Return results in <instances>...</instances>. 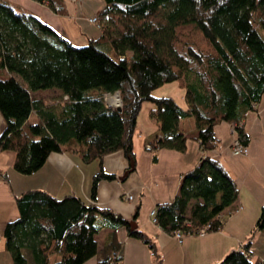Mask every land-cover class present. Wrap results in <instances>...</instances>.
I'll list each match as a JSON object with an SVG mask.
<instances>
[{"label": "trees", "instance_id": "obj_1", "mask_svg": "<svg viewBox=\"0 0 264 264\" xmlns=\"http://www.w3.org/2000/svg\"><path fill=\"white\" fill-rule=\"evenodd\" d=\"M41 1L57 12L66 9L64 0ZM105 1L97 16L102 33L78 45L36 13L0 0V111L6 121L0 148L16 152L15 170L32 174L53 151H70L87 162L98 158L91 187L96 200L102 179L121 176L104 168L106 155L122 150L126 170L136 169L134 135L145 100L156 104L150 114L161 131L145 146L154 160L163 147L186 150L180 121L187 116L195 119L203 151L220 144V121L234 124L248 145L243 121L264 95V37L255 26L264 28V0ZM173 80L186 89L188 108L153 93ZM42 89L60 93L51 101L36 95ZM117 90L122 106H108L103 93ZM238 195L226 165L204 154L183 176L174 199L156 205L155 221L170 234L218 230ZM15 200L19 214L0 233L14 264H84L93 256L96 264H123L120 227L148 245L154 264H164L155 238L129 224L137 220L140 203L127 217L76 194L57 197L42 188L26 189ZM106 230L100 244L98 235ZM260 231L264 203L245 243L210 264H264L253 258Z\"/></svg>", "mask_w": 264, "mask_h": 264}, {"label": "crops", "instance_id": "obj_2", "mask_svg": "<svg viewBox=\"0 0 264 264\" xmlns=\"http://www.w3.org/2000/svg\"><path fill=\"white\" fill-rule=\"evenodd\" d=\"M8 1L36 13L42 21L73 43V40L88 41L89 37H97L102 33L99 22L89 21L88 17L98 16L105 0H64L66 9L60 12L41 0ZM44 90L52 89L39 91ZM153 93L158 96H172L183 108H188L186 89L178 80L165 82L156 87ZM155 106L153 101L145 100L138 113L134 135L136 169L129 172L124 179H102L96 200L91 196V187L93 176L101 166L98 158L87 162L70 151H53L39 170L20 175L14 168L16 152L0 148V198L7 199L6 205H0V233L2 234L8 220L19 214L18 209L12 206L13 202L16 203L15 195L26 189L42 188L57 197L76 194L86 202L110 207L127 217L133 216L140 203L136 221L155 238L163 254L164 264H210L222 259L231 249L241 247L254 228L264 203V95L257 108L249 111L244 118L243 123L251 135V140L248 144L249 151L241 155L234 154L231 149L238 137L231 122L220 121L215 125L220 144L212 150L203 151L197 138L198 127L195 119L187 116L180 121L188 137L186 150L163 147L159 150L158 159L154 160L153 152L145 146L156 135L161 134L157 122L150 114ZM5 126L6 121L0 111V135ZM204 154L219 158L226 165L238 184L239 195L221 229L209 231L205 235H187L180 241L154 221L151 210L158 203L174 199L180 190L183 176L200 162ZM128 164L122 150L106 155L103 162L107 171L119 175L125 172ZM128 193L133 198H128ZM108 230L98 235L100 244L104 242ZM117 233L124 245L123 264H154L146 243L140 238L130 236L126 227H120ZM262 236L264 232H258L252 245L253 258L260 263H264V243L260 247L254 245L256 242L261 244ZM96 263L97 258L93 256L84 264ZM0 264H14L12 254L5 246L4 237L0 239Z\"/></svg>", "mask_w": 264, "mask_h": 264}, {"label": "built area", "instance_id": "obj_3", "mask_svg": "<svg viewBox=\"0 0 264 264\" xmlns=\"http://www.w3.org/2000/svg\"><path fill=\"white\" fill-rule=\"evenodd\" d=\"M88 20L92 21V22H97L98 18H97V16H92V17H88ZM67 97H68V95H66L64 98H67ZM103 98H104V100H105V102L107 103L108 106L121 107L122 104H123L120 91H118V90L114 91V92H111V91L104 92L103 93ZM234 127H235L234 124H232L233 130L236 131ZM231 149H232V152L234 154L241 155V154H245V153H247L249 151V146L246 145V144L241 143L239 137H237L234 140V142H233V144L231 146ZM127 196H128V198H133V195L131 193H128ZM151 216H152V218L155 221L156 220V208H153L151 210ZM207 232H209L208 231V226H204L199 231H197L196 233L185 234L183 231L178 229L172 235L174 237H176L178 240L182 241L184 239V237H186L187 235H193V234L205 235Z\"/></svg>", "mask_w": 264, "mask_h": 264}, {"label": "rangeland", "instance_id": "obj_4", "mask_svg": "<svg viewBox=\"0 0 264 264\" xmlns=\"http://www.w3.org/2000/svg\"><path fill=\"white\" fill-rule=\"evenodd\" d=\"M255 26H256V28H257V30L262 34V36L264 37V28L263 27H261V26H259V25H257V24H255ZM73 40V39H72ZM74 42H75V44H78V45H80L81 44V42L82 43H85L87 40L85 39V41H78V40H73ZM112 54V53H111ZM60 92V90H57V91H55V90H44V91H39V92H37L38 93V96H42V97H48V99L49 100H51V101H53L54 100V97H55V95H57L58 93ZM55 101V100H54ZM16 173H18V174H20V172H18V171H15ZM20 175H22V174H20ZM24 175V174H23ZM27 176V175H26ZM2 192V191H1ZM5 200H7L6 198L5 199H3V198H0V205H6V203H5ZM15 201V200H14ZM11 203L9 202V205H10ZM12 206H13V208H15V209H18L17 207H15L16 206V203H14L13 202V204H12ZM2 209V208H1ZM13 216V215H12ZM2 231H3V229H2ZM1 231V232H2ZM263 235V234H262ZM263 238H262V242H261V244L260 243H258V242H256L255 243V245L254 246H256V247H260V245L262 246L263 245V239H264V236H262Z\"/></svg>", "mask_w": 264, "mask_h": 264}, {"label": "water", "instance_id": "obj_5", "mask_svg": "<svg viewBox=\"0 0 264 264\" xmlns=\"http://www.w3.org/2000/svg\"><path fill=\"white\" fill-rule=\"evenodd\" d=\"M128 174H129V170H126V171L120 176V178H121V179H124V178H126V177L128 176ZM129 224H130V226H131V229H134V228H136V227L138 226V222H137L135 219L130 220Z\"/></svg>", "mask_w": 264, "mask_h": 264}]
</instances>
